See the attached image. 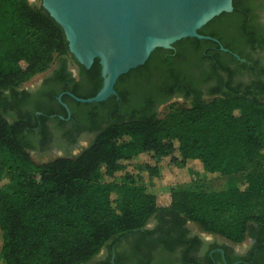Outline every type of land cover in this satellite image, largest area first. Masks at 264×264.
Wrapping results in <instances>:
<instances>
[{"label": "trees", "instance_id": "trees-1", "mask_svg": "<svg viewBox=\"0 0 264 264\" xmlns=\"http://www.w3.org/2000/svg\"><path fill=\"white\" fill-rule=\"evenodd\" d=\"M243 1L251 0H234L232 12L216 16L200 32L238 51L229 26L244 22ZM176 45L177 54L158 47L145 64L123 74L118 94L76 102L77 118L99 127L85 149L37 161L28 138L34 125L20 113L30 93L20 89L72 53L63 26L42 3L0 0L3 264H83L159 212L183 215L234 242H243L253 224L264 227V97L233 90L231 84L232 90L221 92L226 81L220 70L233 71L230 53L219 42L186 37ZM92 72L89 92L76 94L91 97L102 88L98 58ZM215 79L218 89L203 96L200 83ZM178 91L193 98L171 102L160 114L157 103ZM38 110L46 119L48 110ZM41 134L49 136L46 124ZM193 166L207 178L230 175L231 180L221 190L183 182L165 195L148 191L142 182L143 172L153 180L172 172L176 179ZM237 173L244 176L237 179Z\"/></svg>", "mask_w": 264, "mask_h": 264}, {"label": "flooded vegetation", "instance_id": "flooded-vegetation-1", "mask_svg": "<svg viewBox=\"0 0 264 264\" xmlns=\"http://www.w3.org/2000/svg\"><path fill=\"white\" fill-rule=\"evenodd\" d=\"M242 7L244 22L236 20L229 26L234 29L231 36L238 51L226 50L230 53L228 64L233 73L220 70L226 81L221 92L230 90L228 84H231L233 90L264 97V0L243 1ZM176 43L165 49L178 51ZM241 52L248 56L243 57ZM75 58L70 54L58 59L48 71L20 89L30 93L20 113L34 125V132L29 133L28 138L33 145L32 153L41 157L60 152L76 155V150L80 153L99 132V127L90 128L77 118L76 102L80 100L71 94L80 96L74 92L76 90L81 95L89 92L95 77L92 72L95 63L88 68ZM219 85L215 79L201 82L199 88L207 97L214 91L212 88L217 90ZM65 95L70 96L68 100L63 99L70 111L60 100V96ZM174 98L188 101L193 96L183 91L175 92L166 101L157 103L156 110L160 111ZM39 107L48 110L46 119L41 116ZM44 124L49 130L47 139L41 134ZM83 264H264V227L253 224L243 242H234L220 234L204 231L183 215L159 212L144 228L111 240L98 255Z\"/></svg>", "mask_w": 264, "mask_h": 264}, {"label": "water", "instance_id": "water-1", "mask_svg": "<svg viewBox=\"0 0 264 264\" xmlns=\"http://www.w3.org/2000/svg\"><path fill=\"white\" fill-rule=\"evenodd\" d=\"M36 3V0H30ZM42 5L63 26L70 52L90 68L100 60L104 83L98 93L80 97L100 102L118 94L119 78L143 65L158 48H172L186 37L221 41L200 32L223 12L234 10V0H79L73 11L63 12L49 0ZM60 100L70 111L69 105Z\"/></svg>", "mask_w": 264, "mask_h": 264}, {"label": "rangeland", "instance_id": "rangeland-1", "mask_svg": "<svg viewBox=\"0 0 264 264\" xmlns=\"http://www.w3.org/2000/svg\"><path fill=\"white\" fill-rule=\"evenodd\" d=\"M36 2L41 3L42 0H36ZM38 76L33 78L31 81L35 80ZM30 82H28V83H30ZM174 101L183 102L184 100L179 99V98H174L172 102H174ZM167 107H168V104L163 106L160 109V114H164V112L168 109ZM89 108H92V106H90ZM76 151L78 154L79 151L78 150H76ZM63 155H70V154L60 152L59 154L56 153L54 155H49L47 157H41L40 154H37L36 152L33 153L34 158L37 161H41V162L42 161H48L50 159H54L58 156H63ZM141 176H142V182L147 185L148 191H150L152 193L159 194V195L168 194L173 186L180 184V183H183V182H190V181L196 182V183L197 182H204L205 185L211 189L221 190V189L226 188L228 186V183L231 180L230 175L207 178L204 175V173L197 166H193V167H190L188 169H184L181 173V176L177 177L176 179H175V177H176L175 174L172 172L167 173V174H163V176L161 178H158V179L155 178L154 180L148 179V175L146 172H143L141 174ZM234 176L237 179H241L244 176V173H237ZM117 194H118V196H121V192L119 190L117 191ZM1 245H2V230L0 227V247H1ZM0 264H3L1 259H0Z\"/></svg>", "mask_w": 264, "mask_h": 264}, {"label": "bare ground", "instance_id": "bare-ground-1", "mask_svg": "<svg viewBox=\"0 0 264 264\" xmlns=\"http://www.w3.org/2000/svg\"><path fill=\"white\" fill-rule=\"evenodd\" d=\"M93 0H91L92 2ZM57 9L60 8L63 12L73 11L71 8L78 5L79 0H49ZM90 2V0H86Z\"/></svg>", "mask_w": 264, "mask_h": 264}]
</instances>
